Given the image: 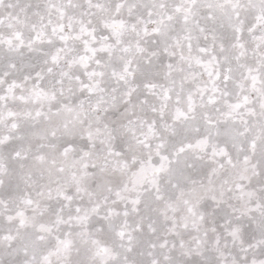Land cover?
Wrapping results in <instances>:
<instances>
[{"label": "snow or ice", "instance_id": "6c2138e0", "mask_svg": "<svg viewBox=\"0 0 264 264\" xmlns=\"http://www.w3.org/2000/svg\"><path fill=\"white\" fill-rule=\"evenodd\" d=\"M0 264H264V0H0Z\"/></svg>", "mask_w": 264, "mask_h": 264}]
</instances>
